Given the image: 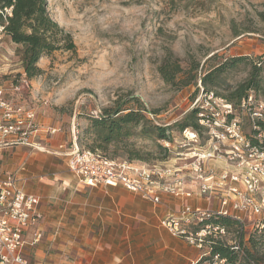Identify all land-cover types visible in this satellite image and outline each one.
<instances>
[{"label": "rangeland", "instance_id": "obj_1", "mask_svg": "<svg viewBox=\"0 0 264 264\" xmlns=\"http://www.w3.org/2000/svg\"><path fill=\"white\" fill-rule=\"evenodd\" d=\"M47 9L51 19L71 35L75 53L58 51L43 56L38 63L41 74L27 80L17 46L0 33V87L8 101L35 112L40 131H56L47 133L50 146L63 145L66 151L74 145L79 150L93 146L108 159L127 160L129 154L122 145L102 148L86 132L89 117L97 118L115 101L132 98L156 113L146 114L150 125L172 129V143L159 142L166 154L155 150L150 139L134 140L133 153L146 165L184 163L178 159L208 149L211 131L235 129L245 137L259 131L256 139L264 141V131L257 126L264 123V90L251 92L235 109L224 99L207 94L200 82L196 87L183 86L195 66L199 79L225 60L246 57V65L226 73L223 79L235 88L256 66L264 88V0H47ZM175 62L183 73L173 83H165L158 68ZM216 92L227 95L224 88ZM193 109H199L197 117H202L196 147L186 146L175 127ZM228 146L224 142L223 150ZM55 149L47 147V151ZM47 151L28 150L34 154ZM3 159L0 156V162ZM212 165L218 171L225 167L223 161ZM238 217L241 243L235 229L212 235L199 249L181 239L198 253L191 264L201 260L200 264H224L210 255V246L217 242L234 250L237 264H264V228H254V220L242 214ZM252 238L255 247L250 245Z\"/></svg>", "mask_w": 264, "mask_h": 264}, {"label": "built area", "instance_id": "obj_2", "mask_svg": "<svg viewBox=\"0 0 264 264\" xmlns=\"http://www.w3.org/2000/svg\"><path fill=\"white\" fill-rule=\"evenodd\" d=\"M37 119L32 109L8 101L0 87V151L20 146L44 150L34 141L40 133ZM210 134L208 149L178 159L184 162L178 166L111 160L74 145L65 154L66 168L78 188L122 187L152 205L160 204L163 195L206 203L207 208L184 205L160 222L170 235L199 249L205 241L210 242L212 235L224 234L218 225H203L210 218L241 221L238 215L242 214L254 220V228H264V148L252 145L235 129ZM181 135L186 146L196 147L199 143L194 131H183ZM224 142H229L228 150H223ZM219 161L225 164L220 171L212 165ZM39 204L36 195L18 186L14 174L0 171V264H34L26 258V249L42 240Z\"/></svg>", "mask_w": 264, "mask_h": 264}, {"label": "crops", "instance_id": "obj_3", "mask_svg": "<svg viewBox=\"0 0 264 264\" xmlns=\"http://www.w3.org/2000/svg\"><path fill=\"white\" fill-rule=\"evenodd\" d=\"M48 132L40 131L34 139L46 151L47 147L55 149L49 145ZM28 150L20 146L0 151L4 157L0 171L14 174L24 192L40 199L42 240L26 249V258L31 263L191 264L196 261L197 251L170 235L160 222L184 205L207 208L206 203L196 198L163 195L160 204L152 205L122 187L78 188L66 168L65 154L71 148L66 151L63 145H58L56 151L36 154Z\"/></svg>", "mask_w": 264, "mask_h": 264}, {"label": "trees", "instance_id": "obj_4", "mask_svg": "<svg viewBox=\"0 0 264 264\" xmlns=\"http://www.w3.org/2000/svg\"><path fill=\"white\" fill-rule=\"evenodd\" d=\"M0 33L6 36L10 42L17 46L16 53L19 57L24 75L27 80H32L41 74L38 63L43 56L50 57L58 51L75 53V45L71 35L60 28L50 17L47 9V0H0ZM246 57H235L219 63L209 69L203 77L197 78L198 67L192 68L193 73L190 79L183 83L184 87L197 86L200 82L207 94L224 99L235 109L239 108L241 102L247 101L250 93L263 91V79L258 74L259 69L253 66L249 71L245 81L232 88L223 79L226 73L237 71L246 65ZM158 72L165 83H173L175 78L183 73L179 63L172 66L163 63ZM224 88L226 96H219L217 90ZM199 109H193L180 122L176 123L179 135L188 128L200 136L201 131H197L200 126L198 122L202 117H197ZM146 114H156L148 111L137 98L119 102L115 101L111 107L101 111L97 118L89 117L88 133L93 144H98L102 148L116 147L122 145L124 151L128 152L129 161L143 163L142 159L134 155L136 138H147L154 142V149L166 154L167 149L159 145V142L172 143L170 137L171 128L150 125ZM232 119L231 116L228 117ZM260 131H264V123L258 122ZM259 131L247 137L254 146L264 148V141L259 145L256 139ZM95 147H91L94 151ZM166 159L164 158L163 161ZM145 163V162H144ZM215 224L226 231L235 229L239 232V241L242 242V225L240 221L229 217L210 218L204 222ZM254 239L250 240V245L255 247ZM210 255L218 256L225 264H237V254L229 247L217 242L210 246ZM248 256L251 257L249 254ZM210 257V258H211ZM202 261V260H201ZM198 264H200V262ZM259 264V263H258Z\"/></svg>", "mask_w": 264, "mask_h": 264}]
</instances>
